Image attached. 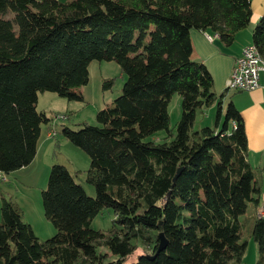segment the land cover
<instances>
[{
	"label": "trees",
	"instance_id": "trees-1",
	"mask_svg": "<svg viewBox=\"0 0 264 264\" xmlns=\"http://www.w3.org/2000/svg\"><path fill=\"white\" fill-rule=\"evenodd\" d=\"M250 17V0H0L1 172L35 156L49 120L36 109L38 92L82 100L91 60H115L126 76L112 104L96 111L97 125L61 129L88 154L95 195L52 164L41 196L55 233L45 239L1 196L0 264H240L249 240L255 264H264V218L253 217L242 236L240 216L260 200L264 164L259 171L248 161L239 110L229 101L220 126L191 130L196 110L222 94L192 58L190 30L228 46ZM251 39L264 56V15ZM174 93L181 114L173 132ZM162 129L164 140L146 139ZM106 207L111 226L92 228ZM159 233L166 244L157 250Z\"/></svg>",
	"mask_w": 264,
	"mask_h": 264
},
{
	"label": "rangeland",
	"instance_id": "rangeland-1",
	"mask_svg": "<svg viewBox=\"0 0 264 264\" xmlns=\"http://www.w3.org/2000/svg\"><path fill=\"white\" fill-rule=\"evenodd\" d=\"M108 79H113V81L111 84L104 85V81ZM125 79V74L115 60H91L88 64V80L78 88L82 94V100H68L53 91L37 93L36 109L43 112L49 119L41 124V137H45L47 131L51 132L47 139L48 146L46 148L43 145L40 146L37 156H34L29 164L9 173H3L4 179L0 177V199L3 196L15 201L23 210V220L31 223L36 235L46 234L48 238L55 232L53 231L54 225L44 214L41 196L42 190L46 188L52 164L64 165L88 195H95L94 186L86 181V170L90 164L88 154L64 137L61 129L66 126L75 130L80 126L78 123L82 121L97 125L96 111L112 104L113 99L121 93ZM213 90L215 91L214 85ZM219 97L220 99L212 105L196 110L191 130L202 126L216 127L217 124L218 126L222 124L228 102L222 106L223 96ZM219 100L221 101V114L218 120L217 102ZM168 114L169 127L174 132L181 114L178 93H174L170 98ZM165 135L166 131L162 129L147 136L146 139L162 141ZM254 209L256 208L249 202L246 212L240 216L244 225L242 234L244 238L248 236L247 227L253 219L252 214L257 213ZM113 216L114 212L111 207L103 208L92 218L90 226L105 230L111 226Z\"/></svg>",
	"mask_w": 264,
	"mask_h": 264
},
{
	"label": "crops",
	"instance_id": "crops-1",
	"mask_svg": "<svg viewBox=\"0 0 264 264\" xmlns=\"http://www.w3.org/2000/svg\"><path fill=\"white\" fill-rule=\"evenodd\" d=\"M250 6L251 17L248 26L235 34L233 42L230 45H224L219 36L209 30L203 31L192 28L190 30V38L192 43V58L206 65L212 75L215 92L217 95L222 94L223 96L222 106L231 101L239 110L244 121L247 136L248 161L251 166L257 167L260 171V167L264 164V87H258L253 90H231L225 87V80L231 70L235 57L243 46L252 43L251 30L259 22L261 15H264V0H250ZM205 33L211 34L212 38L208 39ZM49 131H47L45 137H41L40 132L35 157L40 146L43 145L45 148L48 146L47 139L51 135ZM261 173L263 175L262 189L260 200L255 207L256 209H254L256 212L262 207L261 203L264 202V172ZM254 214H252V218L257 213ZM53 231H55V228ZM45 235L41 234L37 236L39 239H45L47 238ZM256 258L257 243L249 240L242 262L255 264Z\"/></svg>",
	"mask_w": 264,
	"mask_h": 264
},
{
	"label": "built area",
	"instance_id": "built-area-1",
	"mask_svg": "<svg viewBox=\"0 0 264 264\" xmlns=\"http://www.w3.org/2000/svg\"><path fill=\"white\" fill-rule=\"evenodd\" d=\"M205 36L208 39L212 38V35L209 33H205ZM225 87L231 90H253L258 87H264V64L262 61L253 58L251 43L243 46L235 57L231 70L225 80ZM0 177L4 179L3 172L1 171ZM261 205L262 217L264 215V202Z\"/></svg>",
	"mask_w": 264,
	"mask_h": 264
},
{
	"label": "bare ground",
	"instance_id": "bare-ground-1",
	"mask_svg": "<svg viewBox=\"0 0 264 264\" xmlns=\"http://www.w3.org/2000/svg\"><path fill=\"white\" fill-rule=\"evenodd\" d=\"M251 44H252V55H253V58L256 59V60L262 61L263 64H264V56L261 55V53L258 51V48L256 47V45L254 43H251ZM261 213H262V207H260L257 210V215L261 217ZM262 217L264 218V215ZM240 264H246V263L241 262Z\"/></svg>",
	"mask_w": 264,
	"mask_h": 264
},
{
	"label": "water",
	"instance_id": "water-1",
	"mask_svg": "<svg viewBox=\"0 0 264 264\" xmlns=\"http://www.w3.org/2000/svg\"><path fill=\"white\" fill-rule=\"evenodd\" d=\"M159 238H160V240H159V245H158L157 250L164 248L165 244H166V238L163 236L162 233H159Z\"/></svg>",
	"mask_w": 264,
	"mask_h": 264
}]
</instances>
